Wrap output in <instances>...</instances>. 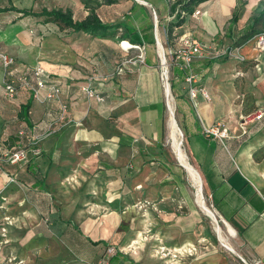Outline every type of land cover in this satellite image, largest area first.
<instances>
[{"label":"crops","instance_id":"crops-1","mask_svg":"<svg viewBox=\"0 0 264 264\" xmlns=\"http://www.w3.org/2000/svg\"><path fill=\"white\" fill-rule=\"evenodd\" d=\"M262 1H203L196 7L201 13L198 16L187 14L184 23L175 28L172 38L168 34V24L172 15L167 6L161 12L168 19L165 39L161 40L167 43L168 52L171 53V65L176 35L191 33L204 45L203 54L195 58L193 66L197 74L196 85L206 90L210 99L200 92L195 98V104H192L188 83L186 81L179 83L173 92L175 97L181 95L180 104L187 109L184 113L180 112L183 120L180 127L196 168L192 166L201 176L202 185L216 216L236 231L237 240L242 245L244 254L251 261L259 262L258 264H264V118L246 123V132L241 127V119L244 114L264 110V49L259 47V37L264 31L241 45H237L236 42L250 29L254 16L262 8ZM147 2L151 4L149 0ZM10 4L33 10L44 8L36 9L32 4L21 6L15 2L0 6ZM133 11L137 17L145 16L152 22L145 4L133 2L131 12ZM235 12L237 18L233 20ZM2 13H17L18 16L14 19L20 16L17 11ZM24 18L37 17L27 16L14 22ZM140 24L139 21V26ZM149 25L143 28L137 26L140 40L146 46L147 59L144 61L138 62L134 58L133 61L121 59L122 50L126 49L116 42L106 47L109 53L101 54L104 61L102 71L98 81H94L97 90L102 91L106 103L109 105L113 103L110 109L117 111V114L120 113L123 103L128 105V125L121 129L120 114L113 121L112 126H115L113 129H119V132L113 131L112 128L101 131L92 112L91 121L86 123L87 99L83 87L88 81L83 59L74 54L73 43L72 46L67 43L65 51H56L54 55L37 53L33 57H25V63L20 66L41 62L51 75V80L61 85L64 99L69 104V111L64 119L56 117L58 109L56 102L43 97L33 98L32 93L26 89H19L13 98L7 97L4 89L5 72L0 67L1 153H8L9 146L15 143V126L10 121L17 118L20 126L30 128L29 142L23 143V139L19 142L29 145L25 147L29 149L31 161L29 165L27 162L9 163L8 171H0V226L4 222V215L7 216L9 211L13 212L14 218L6 235H2L0 230V264L76 262V264H142L135 256L130 255L115 242H111L108 237L94 238L92 231L95 219L92 217H89L82 226L75 224L77 229L80 228L89 237L92 247L96 248L90 257H84L79 253L80 260L72 258L67 251V247L72 250V246L62 243L65 237L71 235L68 231L73 229V220L61 218L56 199L52 196L48 198L45 194L49 195L50 191L56 192L54 188L58 186V183H55L56 179L62 176L64 171L74 170L78 162L84 167L87 160L91 162L98 159V153L114 162V173L108 177L114 178L122 174L124 177L128 176L131 206L137 202L141 192H145L154 202L153 205L157 206L156 212V206L147 205L145 220H163L175 225L168 231L169 244L177 246L180 241L194 238V235L185 234L186 228L195 223V220L205 218L192 200L190 187L185 181L186 168L168 160L165 154L161 120L166 86L164 87L162 82L160 65L155 56L153 48L155 44L146 42L141 33V30ZM262 28L264 30V25ZM74 33L76 37L80 34L88 36L83 32ZM124 38L132 40L129 37ZM226 49L230 50L231 54H225ZM121 63L125 64L122 74L117 72V66ZM31 98L29 110L31 126H28L18 117V113L21 106ZM176 106L178 108L177 99ZM93 110L95 109L92 108L91 111ZM50 112L53 113L52 116ZM138 120L141 124L137 123ZM213 124L227 128L229 137L220 139L206 135L204 127ZM54 125L58 131L53 130L55 134L52 133L37 143L43 151L42 155L34 154L32 150L34 137L47 133L49 129L52 130ZM3 160L1 157L0 161ZM127 160L130 165L123 170L121 166ZM117 161H120V164H115ZM157 161L163 166L159 171L146 169L150 163L154 165ZM82 171L83 169L81 173ZM35 172L39 173L42 180L37 178ZM9 174H15L18 179L10 182ZM155 177L159 180H155ZM149 179L155 183L150 185ZM139 180L143 182L140 192ZM41 197L47 198L44 205H40ZM119 199L121 198L117 196L108 200L109 208L113 211L103 220H116L114 217H117L115 213L119 207ZM40 209L46 210L51 217L49 232L43 230V221L48 224L46 220H41V215H38ZM131 220H138V216L135 215ZM186 220L193 222L188 224ZM27 226L33 229L30 231L33 234L28 240L29 243L24 236ZM113 243L115 252L105 253L107 246ZM188 245L190 243L176 248L184 250ZM185 264L228 263L226 258L209 256L203 259L192 258Z\"/></svg>","mask_w":264,"mask_h":264},{"label":"rangeland","instance_id":"rangeland-1","mask_svg":"<svg viewBox=\"0 0 264 264\" xmlns=\"http://www.w3.org/2000/svg\"><path fill=\"white\" fill-rule=\"evenodd\" d=\"M135 1L147 6L149 17L153 23L150 22L147 17L143 16L139 18L134 15V11L131 12L132 4ZM147 1L148 0H0V5H7L11 2H15L21 6H29L32 4V6L36 9H41L42 7L69 8L73 11L74 17L76 19H82L86 17L90 12L89 9L94 8L105 22L118 25L116 28V37L87 36L81 34L76 37L74 31L60 30L56 24L44 23L39 18H24L17 22H13V19L18 16L17 13H2L0 14V54H8L13 56L15 59L14 66L20 67L24 62L25 57H33L37 53H51V55H54L56 51H65L67 43L70 44V46H72L71 43H73L75 46L74 54L80 56L84 62L83 67L85 68V75L88 81L86 86H90L96 92L102 94V91L97 90L94 84V81H98V76L100 71H102L104 61L103 57H101V54L105 52L109 53V50L106 47H108V44L113 42H116L121 46H125L122 43L125 40H129L127 38H123V34L127 31L125 26H133L135 29L137 26H139L140 21V28H143L148 24H152L154 26L156 42L155 46L152 47L154 48L156 54L155 56L160 65L162 82L165 87L166 85L171 84L172 79V65L170 62L171 53L168 52L167 43L162 42V40L164 41L165 39L168 19L166 18L167 16L161 12L165 10L168 1L149 0L151 4ZM169 1L173 2L175 0ZM129 41L133 43L132 40ZM159 41L164 48V53L166 56L165 62L161 61L162 59L159 52ZM143 57H145V50H141L140 48L131 47L126 50H122L121 59L134 58L137 59L138 62H142ZM41 65V62H37L34 65L29 66L32 68L35 67L44 69L43 65ZM0 67L5 72V66L3 65L1 57ZM44 70L48 72L46 68ZM171 91L172 102L175 109V117L180 127V124L182 125L183 120L181 113H177L176 97L172 88ZM7 97L13 98L14 96ZM86 99L87 124L91 121L90 116L92 112L93 117L95 115V120H97L101 131H108L112 128L113 131L119 132V129H113L115 126H112V124L113 121L120 115L122 116L121 129L123 130V128L128 125V105H124L125 103H123L119 115L117 114V111L110 109V106L113 103L109 105L105 102L106 100L99 101L95 97L90 96L89 93H86ZM103 102H105V104ZM164 104L165 106L162 113L163 121H161L163 127L162 140L165 143V154L168 160L175 162L185 169V167L178 160L173 148H171L172 145L170 143L168 132V119L170 113H168L169 107L167 105V98H164ZM92 108L95 110L91 111ZM10 123L15 126L14 128L16 136L14 141L15 143H12L9 146L10 151L8 154L20 146H29L21 144L19 141L23 139V143H28V137L30 136V131L24 137L19 136V130L23 127L20 126L17 118L12 119ZM137 123L141 124L140 120H138ZM51 129L55 130V132L58 131L55 125L52 126ZM55 132L53 134H55ZM43 140H45V138ZM183 140L182 145L185 153L187 154L188 160L196 168L187 149L185 137ZM1 146L2 142L0 140V147ZM42 153L43 151H41V155ZM8 154L6 152L1 153L0 149V160L1 157L4 159L3 162L0 161V171H8ZM97 157L98 159L95 161L93 160L90 162L87 160L85 165H83L84 167H81L82 165L80 162H78V164L75 166L77 168H74V170H70L68 172L64 171L62 176L56 179L55 183H58V186L54 187L56 192H51L50 187H48V190L50 191L49 195L45 194V196L48 198L49 196H52L53 199H56L60 208L61 218L73 220V229L68 231V233L71 235L65 237L63 241L61 240L63 244L68 243L69 246H72V250L68 249L69 247H67L68 254L72 258L80 260L81 258L78 256L80 255L79 253H82L84 257H90L93 254V250L96 249L92 247L93 244L90 242L89 237L80 228L77 229L75 225L80 224V226H82L85 221L89 220V217H92L95 219L93 223L94 229L92 231L94 238L100 236L108 237L111 242H115V244H118L130 255L135 256V258H137L142 264H185V262L190 261L192 258L203 259L209 256L226 258L228 264H255V262L251 261L248 256L244 254L242 245L237 240V235L235 233L232 234L229 231L226 223L223 220H220L218 216H215L216 219L214 220L198 205L196 202V184L187 169H185V181L190 187L193 202L196 204L197 208L201 210L205 220H195V223L193 224V220H186L188 224L192 225L186 228L185 234L194 235V238L192 240L183 242L180 241L177 243V246H175V244L172 246L169 244L168 231L175 227V225H172L171 222H165L163 220H145V208L147 205L151 207L156 206L153 205L154 202H152V199L149 198L145 192H141L137 198V202H133L134 204L131 206L132 204L129 199L128 190V176L126 175V177H124L122 174V176L120 175L118 177L115 175L116 177L114 178L108 177V175H113L114 173V162L108 160L100 153H98ZM115 164H120V161L115 162ZM129 165L130 162L127 160L121 167L123 170H125ZM42 167L44 168V166ZM161 168H163L162 163L158 161L155 162L154 165L150 163L148 166H146V169H153L154 171H159ZM81 169H83L82 173ZM65 172L68 173V176H65ZM14 176L16 175L14 174ZM16 179L18 178L16 177ZM52 179L53 178H51V181ZM155 180L159 179L155 177ZM142 183L143 182L139 180V192L142 189ZM148 183L152 185V183H155V181L152 182V180L149 179ZM121 188L124 190H120ZM203 195L206 199V202L211 207L210 198L205 192L204 186ZM117 196H119L121 199H119V207L115 213L117 217H114L116 220H103L105 217L108 218L113 211L109 208L110 203L108 200ZM46 200L47 198L45 199L44 197H41L40 205H44ZM70 201H73V203ZM104 205L107 206L104 207ZM155 210L157 212V206L155 207ZM10 212L11 211H9L7 216L4 215V220H8V217L10 220L14 221L12 215L13 212ZM37 213H39L38 215H41V220H46L48 224L46 225L45 221H43V230L45 229V231L49 232L48 228L50 226L49 222L51 220L49 213H47L44 209H40ZM135 215L138 216V220H131ZM216 225H219L221 230L223 229V236L225 237L226 235L225 238L227 240L229 239L228 242L234 247L235 251H231L222 243L218 235ZM188 228L191 230L188 231ZM31 230L33 229H30V226H27L24 231V236L26 237L27 243H29L28 240L33 234L30 233ZM187 243L191 244L190 247L193 245L196 246L197 252H195L194 255H188L186 253L180 255L177 254V256L173 255L174 252H176L171 251L173 248L181 247ZM115 244L113 243L107 246L105 253L110 254V252H115L114 248L112 247ZM163 246L165 247L164 249H162ZM103 248L104 246L101 247V250H103ZM178 249L180 250V248Z\"/></svg>","mask_w":264,"mask_h":264},{"label":"built area","instance_id":"built-area-1","mask_svg":"<svg viewBox=\"0 0 264 264\" xmlns=\"http://www.w3.org/2000/svg\"><path fill=\"white\" fill-rule=\"evenodd\" d=\"M201 13L199 9H195L192 13L193 16H198ZM124 41V40H123ZM132 43V42H131ZM143 44V45H142ZM133 46L127 47L122 46L125 49L131 48V47H137L141 50H146V46L144 43H132ZM259 47L261 49H264V34L259 37ZM204 51V45L202 42H200L197 38H195L191 33H184L181 35H176L175 37V45L173 48V57L175 60L176 65L179 67L180 70L184 71L186 73L185 81L189 85V96L191 99L192 104H195V98L198 96V94L201 92L206 98L210 99V96L206 90L203 88H200L196 85L197 81V74L194 70L193 62L196 57L203 54ZM225 54H231L230 50L226 49L224 51ZM0 57L3 61V64L5 66V80H4V89L7 96L13 97L15 96L19 89H26L30 91L33 95V98L39 99L40 97H43L49 101L56 102L58 104V109L56 117L60 119H64L66 117V114L69 111V104L64 99L63 96V89L59 83L56 81L51 80V75L47 72H45L43 69L40 68H32L29 66H23V67H15V59L13 56H10L8 54H0ZM143 60H145V57H143ZM142 60V61H143ZM128 61H133V59H128ZM125 70V64L121 63L117 66V72L123 73ZM168 79V77H167ZM83 90L86 93H89L90 96L95 97L99 101H104L105 96L96 92L93 88L90 86H84ZM43 91L45 93L43 94ZM50 115L52 116L53 113L50 112ZM264 118V110H260L257 113H249L242 115L241 119V127L243 128L244 132L247 131L246 123H248L251 120H260ZM30 131L29 127H23L19 130V136L24 137L27 135V133ZM51 131V132H50ZM53 133V130H48L45 134H39L34 137L33 139V145L32 150L34 154L40 155L41 149L39 146H37V143L41 140H43L45 137L51 135ZM204 133L208 136H215L220 139H224L229 137V132L227 128H221L219 124H213L210 126L204 127ZM8 154V153H7ZM8 162L10 164H18L21 162H27L29 161V149L25 146H20L19 148L13 150L11 153L8 154L7 158ZM16 176L14 174H9V181L14 182L16 181ZM8 220H4L3 224L0 226V230L2 235H6L8 232V227L13 224V220H10L7 217ZM3 242H6L3 240ZM191 245V244H190ZM188 245V248H185L184 250H178L176 251V248H173L171 251L174 252V256H177V254H183L186 253L188 255H194L195 252H197V248L195 245L191 246ZM165 247L163 246L162 249ZM170 250V249H169ZM22 262V261H19ZM259 262H255V264H258Z\"/></svg>","mask_w":264,"mask_h":264},{"label":"trees","instance_id":"trees-1","mask_svg":"<svg viewBox=\"0 0 264 264\" xmlns=\"http://www.w3.org/2000/svg\"><path fill=\"white\" fill-rule=\"evenodd\" d=\"M167 1V8L169 9L170 14L172 15V18L170 19L168 24V34L169 37L172 38L175 28L180 27L184 23L186 15L193 13L199 4L206 0H175L173 2L169 0ZM261 5L262 8L257 13V15L254 16L250 29L240 36V38L236 42L237 45L245 43L254 35L264 31L262 28V26L264 25V0L262 1ZM89 10L90 12L86 17L82 19H76L74 17L73 11L69 8L49 9L47 7H44L41 10H33L32 8H19L13 4L4 7L0 6V13L7 11H17L20 13V16L14 19L13 22L19 18L32 16L40 18L41 21L44 23H54L59 27L60 30H72L74 32H83L91 36L116 35V28L118 27L117 24L105 22L94 8H90ZM236 18L237 12L234 13L233 20H235ZM125 29L127 31L123 34V38L129 37L134 41V43H143L140 40L137 28L134 29L133 26H125ZM145 32H148L149 34L146 35ZM141 33L144 36L146 42H149L153 45L155 44L156 40L154 36V26L152 24H150L147 28L142 29ZM145 58L147 59V57ZM185 77L186 73L179 69L173 57L171 88L174 92L176 91L178 84L185 81ZM179 97H181L180 94L176 95L178 103L177 113H184L187 109L182 104H180ZM31 104L32 98L21 106V109L18 113V117L28 126H31V122L29 119V110ZM30 162V160L27 161V164L29 165ZM35 173L37 174V178H40L42 180V177L39 175V173Z\"/></svg>","mask_w":264,"mask_h":264},{"label":"bare ground","instance_id":"bare-ground-1","mask_svg":"<svg viewBox=\"0 0 264 264\" xmlns=\"http://www.w3.org/2000/svg\"><path fill=\"white\" fill-rule=\"evenodd\" d=\"M123 45L130 47L133 46L132 43L129 40H125L123 43ZM159 52H160V56H161V61L165 62L166 60V56L164 53V48L161 44V42L159 41ZM163 66V64H162ZM166 66V65H165ZM164 69V68H163ZM171 90L169 89V84L166 85V89H165V93H166V98H167V102H168V107H169V119H168V126H169V139H170V143L172 145L171 148H173L175 154L177 155L178 160L186 167L187 171L189 172V174L191 175L192 179L194 180L195 184H196V200L199 204V206L201 207V209L208 214L209 216H211L214 220L216 219L215 217V212L214 210L208 205V203L206 202V199L203 195V185H202V179L201 176L199 174V172L192 166V164L189 162L187 154L185 153V150L183 148V132L181 130V128L179 127L176 117H175V109H174V104L172 102V96H171ZM174 98V97H173ZM168 118V117H167ZM168 138V137H167ZM184 141V140H183ZM193 183V182H192ZM226 223V222H225ZM227 228L229 229V231L234 234L236 233V231L228 224L226 223ZM217 228V232L218 235L220 237V240L222 241V243L231 251H235L234 247L228 242V240L223 236L222 234V230L220 228L219 225H216ZM224 233V232H223ZM176 251H178L179 249L176 248Z\"/></svg>","mask_w":264,"mask_h":264},{"label":"water","instance_id":"water-1","mask_svg":"<svg viewBox=\"0 0 264 264\" xmlns=\"http://www.w3.org/2000/svg\"><path fill=\"white\" fill-rule=\"evenodd\" d=\"M169 89L171 90V86H170V84H169ZM167 105H168V102H167ZM182 164V163H181ZM185 167V166H184ZM186 168V167H185ZM216 216V215H215Z\"/></svg>","mask_w":264,"mask_h":264}]
</instances>
